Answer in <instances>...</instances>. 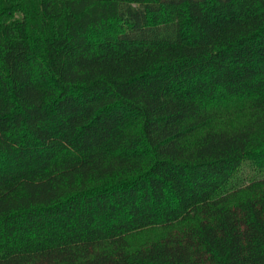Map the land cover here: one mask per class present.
I'll return each mask as SVG.
<instances>
[{
    "label": "trees",
    "instance_id": "16d2710c",
    "mask_svg": "<svg viewBox=\"0 0 264 264\" xmlns=\"http://www.w3.org/2000/svg\"><path fill=\"white\" fill-rule=\"evenodd\" d=\"M0 264H264V0H0Z\"/></svg>",
    "mask_w": 264,
    "mask_h": 264
},
{
    "label": "rangeland",
    "instance_id": "374dc122",
    "mask_svg": "<svg viewBox=\"0 0 264 264\" xmlns=\"http://www.w3.org/2000/svg\"><path fill=\"white\" fill-rule=\"evenodd\" d=\"M250 170H252L248 165H243L240 172L242 175H245L246 173H248Z\"/></svg>",
    "mask_w": 264,
    "mask_h": 264
}]
</instances>
